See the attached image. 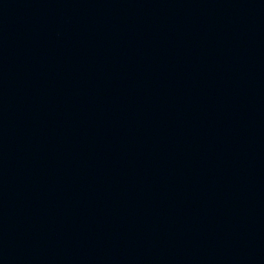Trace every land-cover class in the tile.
I'll use <instances>...</instances> for the list:
<instances>
[{"label": "water", "instance_id": "obj_1", "mask_svg": "<svg viewBox=\"0 0 264 264\" xmlns=\"http://www.w3.org/2000/svg\"><path fill=\"white\" fill-rule=\"evenodd\" d=\"M0 264H264V0H0Z\"/></svg>", "mask_w": 264, "mask_h": 264}]
</instances>
